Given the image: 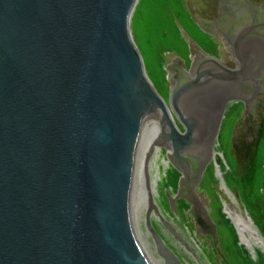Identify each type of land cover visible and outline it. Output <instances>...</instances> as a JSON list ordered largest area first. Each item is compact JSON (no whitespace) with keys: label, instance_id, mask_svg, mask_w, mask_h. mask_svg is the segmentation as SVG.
Listing matches in <instances>:
<instances>
[{"label":"water","instance_id":"1","mask_svg":"<svg viewBox=\"0 0 264 264\" xmlns=\"http://www.w3.org/2000/svg\"><path fill=\"white\" fill-rule=\"evenodd\" d=\"M137 1L0 0V264H152L138 216L158 126L181 174L176 197L164 186L171 212L184 198L216 241L193 187L226 108L260 88L241 42L264 23L231 42L236 67L211 56L188 70L172 63L167 102L132 37Z\"/></svg>","mask_w":264,"mask_h":264},{"label":"rangeland","instance_id":"2","mask_svg":"<svg viewBox=\"0 0 264 264\" xmlns=\"http://www.w3.org/2000/svg\"><path fill=\"white\" fill-rule=\"evenodd\" d=\"M214 5V0L137 1L130 22L132 37L143 58L147 76L167 102L174 75L172 63L188 70L191 64L196 66L204 56H211L227 64L233 61L232 54L222 39L205 31L195 19V14L204 18L212 15L216 10ZM242 108V104L233 102L226 108L214 146L215 149L222 151L221 154H225L231 166V172L225 175L226 183L224 181L227 191L223 189L221 182L214 178L212 164L207 166L200 184L198 182L193 187L202 206L208 211L217 227L216 241L196 218L194 209L184 198L177 197L175 200L178 214L174 216L171 212L164 186L170 196L176 197L181 174L172 164L165 145H157L149 156V176L154 180L159 173V179L155 183L154 198L148 200V205L145 206L144 203L141 205L138 224L145 253L155 261L160 259V264H200V262L202 264H262L264 262H255L256 257L254 258L255 248L262 245L257 243L254 251L246 250L245 245L240 242L241 235L234 222L232 223L228 214L224 213L231 205L246 220H250L258 231L251 216L257 223L264 222V218H260L264 213V195L260 193V188L264 185V131L256 145V150L258 149L255 157L256 177L251 190L241 178L244 175H252V163L245 165V162L241 161L240 153L234 152V137L236 127L241 130L250 122L248 135L253 134L257 138L256 129L259 124L254 116L256 114L242 118L240 115ZM177 124L183 130L178 121ZM221 157L223 161V155ZM169 165L171 167H168ZM258 205H261V208H258ZM166 224L170 225V228ZM173 234L185 242H178ZM156 235L160 237V241H157ZM159 242L163 244L161 247ZM163 246L167 247V252L169 255L172 254L173 259L162 249ZM248 253L251 261L246 257Z\"/></svg>","mask_w":264,"mask_h":264},{"label":"flooded vegetation","instance_id":"3","mask_svg":"<svg viewBox=\"0 0 264 264\" xmlns=\"http://www.w3.org/2000/svg\"><path fill=\"white\" fill-rule=\"evenodd\" d=\"M214 3L216 10L213 11L212 15L204 18L199 16L198 14H195V19L199 22V24L205 31L219 36L224 42L225 46H228L230 53L233 54L230 44L233 40H235V37L237 36L239 30L254 21L264 23V0H214ZM241 43V48L244 54H247L249 51L251 52V54H253L254 69L252 71V76L255 80L259 79L262 80V82L257 86H260V88L244 91L243 96L245 97V99L249 100L247 105L241 98V100L233 102L234 104L238 103L239 105H243V110H241L240 113L242 118H244V116L256 114L254 116L259 124L256 129V131L258 130L257 138H255L253 134L248 135L249 124H251L250 122H248V124H246L241 130H238L236 127V130L238 131L235 130L234 152H239L241 161H244L245 165H250L252 163V170H256L255 166L257 165V161H255V157L258 153V149L256 150V145L258 143V140H260L261 138L262 123L264 122V30L259 31L253 36L243 38ZM232 58V63L224 64L229 67H236L238 62L233 56ZM236 157L237 156H235V158ZM242 182L246 185L245 181ZM254 184L255 182L252 181L249 187L247 185L246 186L252 190ZM260 193L264 195V185L260 188ZM230 206L231 205H229V207ZM258 208H261V205H258ZM224 213L226 215L228 214L227 208ZM248 213L250 212L248 211ZM262 217L264 218V213L261 214L260 218L262 219ZM251 218L259 229L258 232L262 238L261 243H259L262 245V247L255 248L254 256V258L256 257L255 262H260V260H258L260 256L264 260V222L261 221L257 223L252 216ZM233 224L236 227V224ZM203 225L209 227V225L204 221ZM242 245L244 246V244ZM244 247L246 250L254 251V247Z\"/></svg>","mask_w":264,"mask_h":264},{"label":"bare ground","instance_id":"4","mask_svg":"<svg viewBox=\"0 0 264 264\" xmlns=\"http://www.w3.org/2000/svg\"><path fill=\"white\" fill-rule=\"evenodd\" d=\"M161 133H162L161 126L155 127L148 134L147 141H146L145 151H144V155H143L145 192H144V196H143V200H142V203H144L145 206H146V204L148 205V200H151V198H154L153 196L155 194V183L159 179V173H157L154 180L151 178V176H149L148 158L151 155V153L155 150L157 145H159L160 141L158 138L160 137ZM221 153H222L221 150L214 148L209 164H212V166L214 168V174H215V175L213 174L214 178L218 182L220 181L223 189L226 190L225 185H224V181L226 180L225 175L227 172H231V166L229 165L228 161L224 159V153L223 154H221ZM221 155H223V161L222 160L220 161V158H222ZM165 164H166V162H165ZM171 165H169L168 167H171ZM168 171H170V170H168ZM168 174H169V172L167 173V175ZM225 183H226V181H225ZM227 213L232 218L233 222L236 224V228L238 229V232L241 235L243 242L247 243L249 248L250 247H252V248L256 247L255 244L261 243L262 238H261L258 230L252 225L250 220H246L239 212H237L231 206L227 207ZM163 220L165 223H167L165 221V219H163ZM169 226H168V228H170ZM176 239L178 240V242H182V243L185 242L182 238H180V240H179V238L176 237ZM253 244H254V246H253ZM256 248H260V247H256ZM149 259H150L152 264H160V261H161L160 259H157V261H155L152 259V257H149ZM200 264H202V262H200Z\"/></svg>","mask_w":264,"mask_h":264},{"label":"trees","instance_id":"5","mask_svg":"<svg viewBox=\"0 0 264 264\" xmlns=\"http://www.w3.org/2000/svg\"><path fill=\"white\" fill-rule=\"evenodd\" d=\"M263 131H264V122L262 123L261 135H262ZM224 158H225V160H227L226 157H225V155H224ZM220 161H221V158H220ZM263 167H264V164H263ZM251 173H252L251 176H245V175H244V177L241 179L242 181H245V183H246V185H247L248 187L250 186V184H251L252 181L255 182L256 170H255V169L252 170ZM226 174H228V172H227ZM263 180H264V177H263ZM246 257H247L248 259H250V261L252 260V259L249 257V253H248V255H247ZM258 260H260V262H261V261H264V260L261 258V256H260V258H259ZM253 262H254V261H252V263H253Z\"/></svg>","mask_w":264,"mask_h":264}]
</instances>
